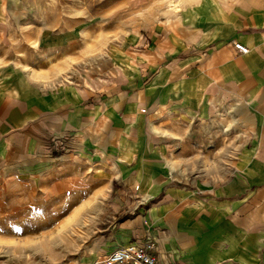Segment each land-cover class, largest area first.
Instances as JSON below:
<instances>
[{
	"label": "rangeland",
	"instance_id": "1",
	"mask_svg": "<svg viewBox=\"0 0 264 264\" xmlns=\"http://www.w3.org/2000/svg\"><path fill=\"white\" fill-rule=\"evenodd\" d=\"M2 1L6 74L54 90L83 86L86 94L100 78L105 90L91 93L92 100L109 111L95 114V123L72 132L59 150L0 163V264H107L98 256L128 242L119 244L115 231H148L143 214L155 195L147 189L176 181L204 191L238 177L248 136L230 99L190 120L147 98L141 83L149 70L140 68L161 62L173 43L185 48L183 28L199 25L205 8L230 12L263 0ZM120 137L134 140L119 150ZM64 153L69 157L59 160Z\"/></svg>",
	"mask_w": 264,
	"mask_h": 264
},
{
	"label": "crops",
	"instance_id": "2",
	"mask_svg": "<svg viewBox=\"0 0 264 264\" xmlns=\"http://www.w3.org/2000/svg\"><path fill=\"white\" fill-rule=\"evenodd\" d=\"M3 16L0 13V28L8 22ZM200 21L183 28L189 36L185 48L173 43L161 62L141 66L149 70L141 90L156 103L187 113L190 120L210 116L213 107L230 99L248 136L239 149L238 177L204 191L176 181L154 186L156 192L144 186L155 195L143 214L148 231H115L113 237L124 244L146 234L159 252L180 264H264V0L230 12L205 8ZM231 41L247 52L236 51ZM5 70L0 66V163L9 156L59 150L65 139L73 138L72 132L95 123V114L108 109L105 102L92 100L91 93L105 90L100 89L105 81L100 78V83L90 84L96 90L86 94L83 86L54 90ZM117 104L113 100L110 109L117 111ZM130 106L135 110L134 103ZM129 139L134 140L120 137L118 149ZM140 146L144 148V142ZM67 157L64 153L58 159Z\"/></svg>",
	"mask_w": 264,
	"mask_h": 264
},
{
	"label": "built area",
	"instance_id": "3",
	"mask_svg": "<svg viewBox=\"0 0 264 264\" xmlns=\"http://www.w3.org/2000/svg\"><path fill=\"white\" fill-rule=\"evenodd\" d=\"M232 47L241 54L247 48L236 41L230 42ZM156 250V245L148 237L133 239L123 246L115 247L98 256V261L107 264H172L173 261Z\"/></svg>",
	"mask_w": 264,
	"mask_h": 264
},
{
	"label": "bare ground",
	"instance_id": "4",
	"mask_svg": "<svg viewBox=\"0 0 264 264\" xmlns=\"http://www.w3.org/2000/svg\"><path fill=\"white\" fill-rule=\"evenodd\" d=\"M169 7H171L173 11H176V10L178 9L177 5L174 4V3H173V4H170ZM171 8H170V9H171Z\"/></svg>",
	"mask_w": 264,
	"mask_h": 264
}]
</instances>
